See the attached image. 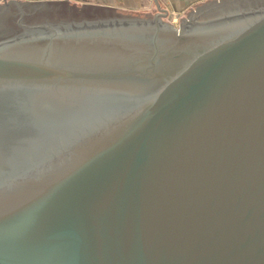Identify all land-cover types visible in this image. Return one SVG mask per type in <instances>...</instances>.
I'll list each match as a JSON object with an SVG mask.
<instances>
[{
    "label": "water",
    "instance_id": "1",
    "mask_svg": "<svg viewBox=\"0 0 264 264\" xmlns=\"http://www.w3.org/2000/svg\"><path fill=\"white\" fill-rule=\"evenodd\" d=\"M151 10L0 2V264H264V0Z\"/></svg>",
    "mask_w": 264,
    "mask_h": 264
},
{
    "label": "rangeland",
    "instance_id": "2",
    "mask_svg": "<svg viewBox=\"0 0 264 264\" xmlns=\"http://www.w3.org/2000/svg\"><path fill=\"white\" fill-rule=\"evenodd\" d=\"M24 3L26 0H17ZM33 1H63V0H32ZM76 4H90L95 6H103L115 9L128 10L135 13H152L151 6L153 0H68ZM165 11L164 19L169 22L173 28H178L179 19L184 15L194 4L201 3L205 0H155ZM219 3V0H216Z\"/></svg>",
    "mask_w": 264,
    "mask_h": 264
},
{
    "label": "crops",
    "instance_id": "3",
    "mask_svg": "<svg viewBox=\"0 0 264 264\" xmlns=\"http://www.w3.org/2000/svg\"><path fill=\"white\" fill-rule=\"evenodd\" d=\"M2 0H0L1 2ZM9 0H5V2H8ZM26 1H32V0H26ZM123 1H127V0H123ZM169 1H180V0H169Z\"/></svg>",
    "mask_w": 264,
    "mask_h": 264
}]
</instances>
